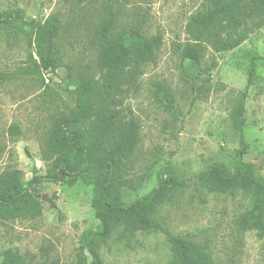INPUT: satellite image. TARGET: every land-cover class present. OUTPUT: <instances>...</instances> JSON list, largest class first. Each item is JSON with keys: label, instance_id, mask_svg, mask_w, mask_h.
<instances>
[{"label": "rangeland", "instance_id": "374dc122", "mask_svg": "<svg viewBox=\"0 0 264 264\" xmlns=\"http://www.w3.org/2000/svg\"><path fill=\"white\" fill-rule=\"evenodd\" d=\"M101 2L0 0V15L9 17L0 26V72L10 74L0 82V173L19 168L26 184L46 173L49 162L43 158L42 145L51 120L75 103L74 93L65 91L61 83L94 66L98 47L93 34L102 16ZM202 2L117 3L120 26L140 19L147 34L160 30L164 41L155 63L135 58L126 62L116 93L107 103L106 113L116 112L115 117L106 115L100 122L117 128L137 120L141 126L139 141L127 147L131 154L122 187L124 201L148 194L160 173L171 167L180 179H189L191 187L160 207L161 223L174 234H190L212 253L215 264H264V239L257 230L243 232L234 223L235 217L252 207L254 195L209 192L194 177L213 162L232 168L237 152L243 150L242 159L255 164L264 179V26L234 50L216 54L210 47L204 49L205 59L215 57L216 67L208 90L200 94L197 85L192 86V73L179 47L188 40L187 22L199 14ZM50 13L61 19L60 66L55 73L44 72L42 83L23 70L32 65L31 22ZM263 17L264 13L249 15L223 36L237 35ZM158 82L173 91L175 113L156 91ZM239 111L240 121L236 120ZM12 124L19 126L20 133H10ZM92 196V179L38 184L41 215L19 213L11 220H0V263L75 264L82 234L98 228ZM100 253L104 264H170L172 259L162 232L130 234L121 226L102 244Z\"/></svg>", "mask_w": 264, "mask_h": 264}, {"label": "trees", "instance_id": "16d2710c", "mask_svg": "<svg viewBox=\"0 0 264 264\" xmlns=\"http://www.w3.org/2000/svg\"><path fill=\"white\" fill-rule=\"evenodd\" d=\"M119 1L101 2L102 16L93 34L98 47L94 66H87L61 83L65 91L74 93L75 103L51 120L42 145L43 158L49 162L46 173L35 176L28 184L19 168L0 173V220H11L19 213L31 217L41 215L42 206L37 198L41 182L92 179L91 205L98 228L82 234L75 264H104L100 248L118 226L130 234L162 232L170 244V264H215L212 253L203 244L190 234H174L157 217L163 204L191 187L189 179H180L168 167L160 173L157 185L148 194L132 201L123 200L122 187L131 154L127 147L139 141L141 126L132 120L117 128L104 127L100 120L106 115L111 120L115 117L116 112L106 113V108L116 93V82L126 62L135 58L155 63L164 36L160 30L147 34L140 19L120 26ZM261 13H264V0H203L199 14L189 18L186 25L189 38L180 45L179 54L187 61L192 86L197 85L200 94L208 90L211 72L216 67L215 57L206 60L204 49L210 47L217 54L241 46L251 33L264 26V17L237 35L224 37L223 33L238 27L249 15ZM8 18L7 14L6 18L0 15V26ZM60 33L61 19L57 13L31 22L28 43L32 65L23 70L24 74L36 75L45 83L44 72L57 71ZM8 77L10 74L0 72V82ZM69 86L73 89L69 90ZM155 89L165 96L166 108L175 113L177 107L170 86L158 82ZM241 113L236 120L240 121ZM10 133H20L19 126L12 124ZM242 154L243 150L237 152L232 168L213 162L194 176L195 183L215 193L251 192L252 207L235 217L234 223L243 232L257 230L264 239V179L257 174L255 164L242 159ZM52 205L56 207L54 201Z\"/></svg>", "mask_w": 264, "mask_h": 264}]
</instances>
